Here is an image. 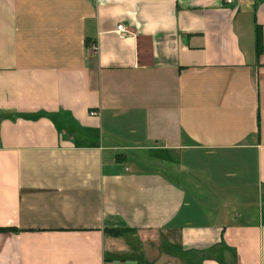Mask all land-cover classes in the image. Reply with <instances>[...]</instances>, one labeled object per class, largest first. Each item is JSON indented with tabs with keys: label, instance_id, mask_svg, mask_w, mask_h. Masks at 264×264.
<instances>
[{
	"label": "crops",
	"instance_id": "1",
	"mask_svg": "<svg viewBox=\"0 0 264 264\" xmlns=\"http://www.w3.org/2000/svg\"><path fill=\"white\" fill-rule=\"evenodd\" d=\"M257 27L264 0H0V264H264Z\"/></svg>",
	"mask_w": 264,
	"mask_h": 264
},
{
	"label": "trees",
	"instance_id": "2",
	"mask_svg": "<svg viewBox=\"0 0 264 264\" xmlns=\"http://www.w3.org/2000/svg\"><path fill=\"white\" fill-rule=\"evenodd\" d=\"M263 42H264L263 41V31H262L261 27H257L256 28V54H257V57H260V55L263 52V49H264V43ZM106 231L107 232L109 231L113 234H116L119 232L116 229H108Z\"/></svg>",
	"mask_w": 264,
	"mask_h": 264
},
{
	"label": "built area",
	"instance_id": "3",
	"mask_svg": "<svg viewBox=\"0 0 264 264\" xmlns=\"http://www.w3.org/2000/svg\"><path fill=\"white\" fill-rule=\"evenodd\" d=\"M224 1H225L226 4H234V3H236V2L239 1V0H224ZM118 31H119V33H120L122 36L125 35V34H127V33L129 32L127 26H125V25H120V26L118 27ZM91 114H92V115H97L98 112H97V111H92Z\"/></svg>",
	"mask_w": 264,
	"mask_h": 264
}]
</instances>
